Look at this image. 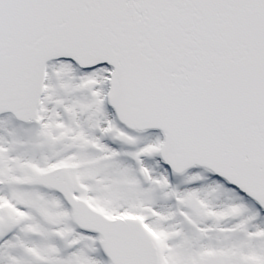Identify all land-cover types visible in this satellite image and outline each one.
Wrapping results in <instances>:
<instances>
[{"label": "snow or ice", "instance_id": "6c2138e0", "mask_svg": "<svg viewBox=\"0 0 264 264\" xmlns=\"http://www.w3.org/2000/svg\"><path fill=\"white\" fill-rule=\"evenodd\" d=\"M0 264H264V0H0Z\"/></svg>", "mask_w": 264, "mask_h": 264}]
</instances>
